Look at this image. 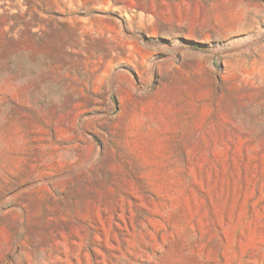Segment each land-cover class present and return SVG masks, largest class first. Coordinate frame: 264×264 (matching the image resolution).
Here are the masks:
<instances>
[{
  "label": "rangeland",
  "instance_id": "374dc122",
  "mask_svg": "<svg viewBox=\"0 0 264 264\" xmlns=\"http://www.w3.org/2000/svg\"><path fill=\"white\" fill-rule=\"evenodd\" d=\"M0 264H264V0H0Z\"/></svg>",
  "mask_w": 264,
  "mask_h": 264
}]
</instances>
